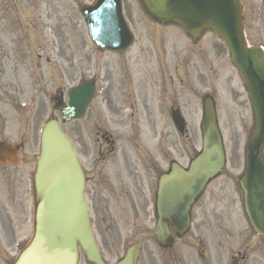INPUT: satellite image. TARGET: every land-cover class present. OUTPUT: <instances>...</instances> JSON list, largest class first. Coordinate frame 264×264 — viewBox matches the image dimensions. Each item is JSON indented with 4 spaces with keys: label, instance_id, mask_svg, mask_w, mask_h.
Instances as JSON below:
<instances>
[{
    "label": "rangeland",
    "instance_id": "obj_1",
    "mask_svg": "<svg viewBox=\"0 0 264 264\" xmlns=\"http://www.w3.org/2000/svg\"><path fill=\"white\" fill-rule=\"evenodd\" d=\"M88 1L52 0L59 17L50 19L12 21L1 14L4 11L0 13V140L14 144L22 139L24 145L21 151L24 162L0 171V195L8 197L15 233L11 239L2 235V251L9 255L30 236L29 177L38 154L41 125L54 116L63 131L74 139L75 123L62 124L54 110L58 87L66 92L81 77H96L98 86L104 88L110 71L114 80L122 78L125 82L127 69L136 84L132 67L141 65L152 77L151 81H155L153 85L147 84L152 92L160 94L161 99L175 98L184 106L181 112L187 123L186 137L174 130L164 110L160 117L163 138L170 133L176 140L177 162L183 167L200 150L202 97L207 94L214 99L226 169L207 188L201 205L210 199L208 206L193 211L190 233L183 240H177L168 251L160 249L153 241L147 243L142 246L138 264H151L150 254L155 258L154 264H264V240L257 237L247 223L237 184L253 119L244 88L219 39L206 31L192 43L178 28L154 25L137 0H123L125 17L135 34L134 45L120 56L100 53L90 45L77 14L78 7ZM26 7L23 2L20 4L26 14L32 13ZM37 7H33L35 17H38ZM257 35L258 30L254 29L250 38ZM50 42L64 47L60 70L44 63L46 56L52 55L44 46ZM87 57L91 60L86 65ZM37 64L39 68H35ZM231 89L239 93L238 100L245 101L243 109L233 106ZM20 102L32 107L20 110ZM86 137L89 139V134ZM87 151L91 153L90 145ZM201 219H205L204 224ZM115 258L110 256L109 261L114 262ZM0 264H11V261L0 259ZM80 264H84L82 259Z\"/></svg>",
    "mask_w": 264,
    "mask_h": 264
},
{
    "label": "water",
    "instance_id": "obj_2",
    "mask_svg": "<svg viewBox=\"0 0 264 264\" xmlns=\"http://www.w3.org/2000/svg\"><path fill=\"white\" fill-rule=\"evenodd\" d=\"M150 14L159 21L178 22L187 33L196 37L206 26L214 28L224 39L232 62L244 80L249 97L256 109V128L246 150L245 175L240 181L244 192V207L254 230L264 236V165L258 150L264 142V66L261 55L254 48L247 49L240 26V8L237 0H142ZM99 9L118 5V0H98ZM87 8L85 21L93 42L101 49L118 50L127 40L111 46V35L98 36L110 20L96 15ZM109 11L105 10L107 14ZM260 55V58L258 57ZM83 89L70 96L67 112L73 119L78 109L79 95ZM202 153L192 162L188 172L178 171L176 190L179 211L177 218L186 222V210L192 198L206 181L223 164L221 142L210 101L204 102V120L201 125ZM79 183L80 172L68 141L54 122L46 124L41 136V152L32 173V200L34 236L30 246L15 264H75L76 242L90 260L100 264L88 231L86 211ZM120 264H134L128 256Z\"/></svg>",
    "mask_w": 264,
    "mask_h": 264
},
{
    "label": "flooded vegetation",
    "instance_id": "obj_3",
    "mask_svg": "<svg viewBox=\"0 0 264 264\" xmlns=\"http://www.w3.org/2000/svg\"><path fill=\"white\" fill-rule=\"evenodd\" d=\"M104 104L109 118L108 128L115 134L110 133V139H106L105 143L97 142L95 155L84 162V173L93 228L100 248L107 253L115 247V242H122L123 236L127 242L145 243L150 212L155 219L157 182L162 174L161 159L170 166L172 155L170 151L163 153L159 140L154 145V153L147 146H139V142L133 141L136 152L140 148L144 155L132 156L122 137L116 134L129 127L137 130L148 128L154 132L156 124L152 114L155 110L160 111V105L154 98L143 94L138 101L127 105L123 99L115 100L107 95ZM126 107L131 117H137L136 124L132 126L126 124ZM166 144L169 147L174 145L172 141ZM79 145L85 148L80 138ZM120 229L124 231L123 236Z\"/></svg>",
    "mask_w": 264,
    "mask_h": 264
}]
</instances>
